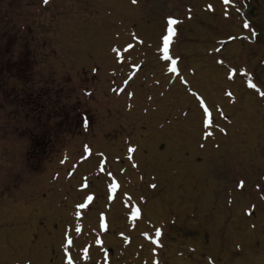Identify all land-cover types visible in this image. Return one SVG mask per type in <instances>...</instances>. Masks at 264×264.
I'll return each instance as SVG.
<instances>
[{"label":"rangeland","instance_id":"374dc122","mask_svg":"<svg viewBox=\"0 0 264 264\" xmlns=\"http://www.w3.org/2000/svg\"><path fill=\"white\" fill-rule=\"evenodd\" d=\"M0 264H264V0H0Z\"/></svg>","mask_w":264,"mask_h":264},{"label":"snow or ice","instance_id":"6c2138e0","mask_svg":"<svg viewBox=\"0 0 264 264\" xmlns=\"http://www.w3.org/2000/svg\"><path fill=\"white\" fill-rule=\"evenodd\" d=\"M132 2L135 3L136 0H132ZM224 2L227 3L228 0H224ZM45 3H47V0H45ZM209 8H211L210 5H209ZM176 23H178V21L173 20V19H169V20H168V25H169L168 33H169V34L163 37V40H164V52H165V57H164V58H165L166 60L170 58V57L167 55V53H168V44H169V41H170V39H171V36L174 34L171 25H174V24H176ZM244 27L247 28L248 25L245 24ZM221 63H222V62H221ZM173 64H175V61H173ZM171 70H172V71H176V68L173 67ZM249 86H250V87H254V85H251V84H250ZM229 95H231V94L229 93ZM205 111H207V109H205ZM209 123H210V121H209ZM129 151H132V149H129ZM241 186H242V182H241ZM89 199H91V197H89ZM80 207H84V205H81ZM133 215H134V217H137V216L139 215V210L137 209V211H136ZM157 235H159V232L157 233Z\"/></svg>","mask_w":264,"mask_h":264},{"label":"trees","instance_id":"16d2710c","mask_svg":"<svg viewBox=\"0 0 264 264\" xmlns=\"http://www.w3.org/2000/svg\"><path fill=\"white\" fill-rule=\"evenodd\" d=\"M26 100L25 103L26 104H31V99H34V103L35 104H39L40 102H42V98L44 97L43 93H33L29 96H26ZM49 99H46L45 101L48 102Z\"/></svg>","mask_w":264,"mask_h":264},{"label":"bare ground","instance_id":"6f19581e","mask_svg":"<svg viewBox=\"0 0 264 264\" xmlns=\"http://www.w3.org/2000/svg\"><path fill=\"white\" fill-rule=\"evenodd\" d=\"M37 206V205H36ZM45 206H47L46 204H45ZM47 208H48V206H47ZM40 211H41V214L44 216V214H46V213H48L49 211H51L50 209L48 210V209H46V208H40ZM64 212V211H63ZM50 213V212H49ZM55 213V212H54ZM54 213H52V216H54V218L55 219H57L58 221L59 220H61L62 218H64L63 216V214H62V216H59V214H54ZM65 214V213H64ZM66 215V214H65ZM48 216V215H47ZM67 216V215H66ZM66 216H65V219H66ZM50 217V216H49ZM50 219V218H49ZM53 220V219H52ZM47 222H49L48 221V218H47ZM74 230V229H73ZM77 230V229H76Z\"/></svg>","mask_w":264,"mask_h":264},{"label":"flooded vegetation","instance_id":"af4514ba","mask_svg":"<svg viewBox=\"0 0 264 264\" xmlns=\"http://www.w3.org/2000/svg\"><path fill=\"white\" fill-rule=\"evenodd\" d=\"M33 104H35V103H33ZM36 105H38V104H36Z\"/></svg>","mask_w":264,"mask_h":264}]
</instances>
